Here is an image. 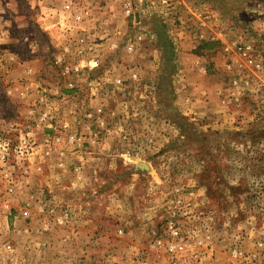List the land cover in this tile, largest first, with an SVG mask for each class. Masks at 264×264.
<instances>
[{
	"label": "rangeland",
	"instance_id": "obj_1",
	"mask_svg": "<svg viewBox=\"0 0 264 264\" xmlns=\"http://www.w3.org/2000/svg\"><path fill=\"white\" fill-rule=\"evenodd\" d=\"M0 264H264V0H0Z\"/></svg>",
	"mask_w": 264,
	"mask_h": 264
},
{
	"label": "crops",
	"instance_id": "obj_2",
	"mask_svg": "<svg viewBox=\"0 0 264 264\" xmlns=\"http://www.w3.org/2000/svg\"><path fill=\"white\" fill-rule=\"evenodd\" d=\"M211 16H214V14L212 13ZM213 22H210V28H211V32L209 33L210 35H213L212 37H218V36H223L222 38H225V36L223 35V31H221V29H217V28H213ZM211 40V39H210ZM223 41V40H222Z\"/></svg>",
	"mask_w": 264,
	"mask_h": 264
},
{
	"label": "built area",
	"instance_id": "obj_3",
	"mask_svg": "<svg viewBox=\"0 0 264 264\" xmlns=\"http://www.w3.org/2000/svg\"><path fill=\"white\" fill-rule=\"evenodd\" d=\"M130 11H131V8H129V7H128V8L126 9V13H127V14H129V13H130ZM92 62L96 63V61H95V60H92Z\"/></svg>",
	"mask_w": 264,
	"mask_h": 264
}]
</instances>
